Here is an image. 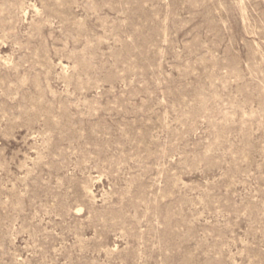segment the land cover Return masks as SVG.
Segmentation results:
<instances>
[{
    "label": "rangeland",
    "instance_id": "1",
    "mask_svg": "<svg viewBox=\"0 0 264 264\" xmlns=\"http://www.w3.org/2000/svg\"><path fill=\"white\" fill-rule=\"evenodd\" d=\"M0 264H264V0H0Z\"/></svg>",
    "mask_w": 264,
    "mask_h": 264
}]
</instances>
